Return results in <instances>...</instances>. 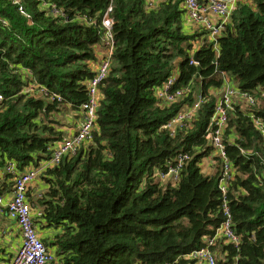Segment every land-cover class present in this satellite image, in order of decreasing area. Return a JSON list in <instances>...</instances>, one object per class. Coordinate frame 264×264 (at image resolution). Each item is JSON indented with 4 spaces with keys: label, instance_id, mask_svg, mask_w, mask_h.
I'll use <instances>...</instances> for the list:
<instances>
[{
    "label": "trees",
    "instance_id": "16d2710c",
    "mask_svg": "<svg viewBox=\"0 0 264 264\" xmlns=\"http://www.w3.org/2000/svg\"><path fill=\"white\" fill-rule=\"evenodd\" d=\"M108 4L0 0V170L7 162L21 173L36 168L63 139L54 114L64 106L78 111L87 99ZM180 4L113 0L115 46L95 130L38 178L47 188L35 199L42 209L33 221L61 229L54 250L40 237L54 251L52 264H194L185 255L204 247L225 220L224 201L240 243L211 246L215 264H264V0H239L217 46L204 38L198 47ZM174 71L187 96L160 107L153 87ZM225 77L254 103L228 111L222 141L233 172L222 194V162L204 160L212 154L205 131ZM30 81L61 102L23 92ZM199 93L204 103L191 128L160 130ZM179 152L189 160L178 182H160L158 172Z\"/></svg>",
    "mask_w": 264,
    "mask_h": 264
},
{
    "label": "built area",
    "instance_id": "2783aa9c",
    "mask_svg": "<svg viewBox=\"0 0 264 264\" xmlns=\"http://www.w3.org/2000/svg\"><path fill=\"white\" fill-rule=\"evenodd\" d=\"M162 1L165 0H146L147 7H155ZM179 1L183 10L184 28L191 27L189 33L195 32L196 35L199 34L195 40V47H198L200 40H204V38L217 46V38L221 35L222 30L225 29V26L231 22L232 13L239 0ZM13 2L16 3L17 0H13ZM112 10L113 0H109L108 6L100 18L102 26L101 46L104 48L103 57L97 62L94 76L87 83L86 92L88 94L86 101L80 106L83 116L78 130L72 136L55 142L51 147V155L39 163L36 168L31 167L21 173L15 169L12 162H7L4 168L1 169L2 178L9 176L12 187L11 196L7 200L6 205L0 204V212L4 211L7 217L16 222L22 240L19 248L5 264H52L56 259L54 253L48 250L37 232L35 222L33 221L34 207L28 198V192L44 170L57 166L63 157L74 155L80 145L90 140L92 132L95 130L97 107L101 95L100 84L109 74L115 46V37H113L112 32ZM52 13L57 12L53 10ZM190 53L189 62L196 65L197 61L194 53ZM177 77L178 72L174 71L165 82L153 87L158 106L168 107L170 104L183 100L187 96V90L176 86ZM232 83L228 77H225L214 104L213 114L205 131V140L212 147V154H209L210 156H207L204 161L208 162L212 156H218L222 162V171L219 177V189L222 194L226 193L227 184L231 181L233 172V166L227 159L225 145L222 141L228 111L232 109V105L235 103L239 107L242 105L252 106L254 103V100L246 93L240 94ZM23 92L40 98L44 97L58 103L62 100L60 95L50 93L46 87L40 86L35 81L28 82ZM2 99V94H0V101ZM203 103L204 98L199 93L195 101L191 104H183L167 122L160 126V130L166 131L169 135L175 134L178 130H188L191 128V120ZM254 124L258 129L262 128V124L258 120H254ZM188 160V154L179 152L174 157L173 162L168 164L165 171L158 172V180L160 182H178L180 172ZM1 191L2 187L0 186V194ZM222 210L225 220L217 228L212 237L204 239L206 245L200 249L192 250L185 255L186 258L192 259L194 264H215L216 255L213 253L211 246L215 245L217 241L225 245L230 244L233 247H237L240 243V236L232 228V216L230 215L228 201L223 202Z\"/></svg>",
    "mask_w": 264,
    "mask_h": 264
},
{
    "label": "crops",
    "instance_id": "0c3cea01",
    "mask_svg": "<svg viewBox=\"0 0 264 264\" xmlns=\"http://www.w3.org/2000/svg\"><path fill=\"white\" fill-rule=\"evenodd\" d=\"M190 28H185L186 30L190 31ZM103 51L104 48L101 45H98L95 47V53L97 55V59L95 61V64L91 65L92 70L95 69V66L97 62L103 57ZM82 116L83 112L81 109L78 111L71 110L68 106H64L60 108V112L54 114L55 120L60 121V126L57 128L63 132V138L64 137H70L72 136L77 130L79 125L82 122ZM45 160V159H43ZM43 160H41L43 162ZM28 167L27 169H29ZM206 169H210V164H207L205 167ZM3 177L2 172L0 171V178ZM0 184L3 186L2 191L0 194L1 200L0 204L3 206L6 205L7 200L11 196V179L10 177L4 176V178L0 179ZM47 188V185L42 180H37L32 188L28 192V198L29 200L34 203L33 204V211L38 215L40 208L38 204H36L35 199L38 197V194L43 192ZM36 228L39 236L41 239L46 241L49 248L53 249V246L51 245V242L54 240V235L61 233L60 228H54L52 226L43 225L42 223H39L38 219L36 222ZM22 240L20 236V231L18 229V226L14 220L7 217L4 211L0 212V264H5L9 261V258L12 256V254L19 248L21 245ZM49 250V249H48ZM53 250H50L52 253H54Z\"/></svg>",
    "mask_w": 264,
    "mask_h": 264
},
{
    "label": "rangeland",
    "instance_id": "374dc122",
    "mask_svg": "<svg viewBox=\"0 0 264 264\" xmlns=\"http://www.w3.org/2000/svg\"><path fill=\"white\" fill-rule=\"evenodd\" d=\"M248 2H250V0H247ZM194 34H196L195 32H194ZM197 91V90H196ZM198 92V91H197ZM1 171V170H0ZM34 215H35V212L33 211V217H34Z\"/></svg>",
    "mask_w": 264,
    "mask_h": 264
},
{
    "label": "water",
    "instance_id": "95a60500",
    "mask_svg": "<svg viewBox=\"0 0 264 264\" xmlns=\"http://www.w3.org/2000/svg\"><path fill=\"white\" fill-rule=\"evenodd\" d=\"M194 57H195V59H196V53L194 54Z\"/></svg>",
    "mask_w": 264,
    "mask_h": 264
}]
</instances>
